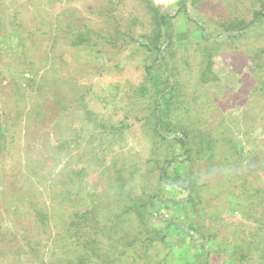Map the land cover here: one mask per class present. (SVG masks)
<instances>
[{
  "label": "rangeland",
  "instance_id": "rangeland-1",
  "mask_svg": "<svg viewBox=\"0 0 264 264\" xmlns=\"http://www.w3.org/2000/svg\"><path fill=\"white\" fill-rule=\"evenodd\" d=\"M16 2L22 21L35 28L41 26L33 33L38 44L29 52L38 67L37 72L46 80L54 81L58 93L65 99L51 93L49 84L42 85L39 91L26 89L20 93L12 84H7L6 79L0 80V124L4 129L0 170H7L6 174L0 173V187L5 189L0 200V230L12 228L11 206L26 210V195L37 202L34 207L46 212L48 223L43 235L49 240L43 252H57L62 243L70 240L64 237L69 209L82 210L95 205L99 217L108 222L116 219L125 206L123 200L117 201L118 185L123 181L130 187V176L147 174L148 186L152 188L159 173V168L152 167L149 161L153 156L149 109L153 100L151 92L140 93L139 85L145 81L146 65L156 66L160 60L153 62L151 52L140 46L139 40H149L156 16L160 19L168 14L167 29L171 36L161 49L165 50L166 69L174 72V75L170 72L169 87L173 81L182 82L180 90L183 89L190 103L189 113L183 118L179 115V119L184 127L192 128L196 123L202 125L204 131L205 126L210 129L215 166L226 157L222 154L224 149L230 146L232 153L231 172L226 173L225 168L215 173L208 184L200 185L196 205L207 215L216 216L205 218L200 213L195 219V228L203 233L214 232L215 246H218L217 238L221 246H228L225 253L214 252L213 257L208 251L206 260L211 264H223L227 255L232 256L228 260L231 264H236L235 260L242 255L246 260V186L264 187V168H249L259 157L264 162V70L253 66L256 62L248 58L246 46H263L264 39L246 38V27L240 35L227 38L225 34L229 32H220L218 25L223 11L213 6L212 0H200L199 12L209 21L208 26L214 28V34H222L219 43H226L220 45L212 59L217 78L212 76L210 81L203 83V79L200 83L197 78L202 77L200 55L192 48L202 37L181 11L185 6L189 14H193L188 1L179 4L176 0ZM244 2L246 5V0L238 3L237 11L243 12L244 19H249L253 13L240 9ZM151 7L158 8L156 16ZM12 13L13 0H0V27H3L1 21L8 27ZM71 22L78 27L85 26L83 30L87 29L91 40L88 42H94L91 49L72 45L62 35L63 27ZM261 26L264 27V22L257 25ZM7 52L1 49L0 57ZM2 71L3 74L9 72L8 67ZM24 76L30 73L16 75L17 87L23 85ZM36 80L40 83L41 77L37 76ZM179 99L183 101L182 94ZM182 137L185 140L184 134ZM161 144H157L156 154L165 152ZM232 148L241 154L233 153ZM167 151L182 153L178 144ZM205 152L207 149L198 153L195 168L200 160L206 159L208 153ZM254 154L256 159L250 161L249 157ZM199 169L203 177L207 175L201 165ZM134 183L132 188H137L135 180ZM166 193L184 195L177 189ZM34 219L36 223L35 212H30L22 216L21 221L31 227ZM186 230L192 232L190 228ZM53 239L59 243L54 244ZM193 248L178 246L161 264H187L188 261L194 264L191 255L202 249ZM150 255L156 257V251L152 250ZM259 255L254 252L250 264H264V258ZM13 259L11 255H0V264H16ZM119 264H144V261L126 260Z\"/></svg>",
  "mask_w": 264,
  "mask_h": 264
},
{
  "label": "trees",
  "instance_id": "trees-1",
  "mask_svg": "<svg viewBox=\"0 0 264 264\" xmlns=\"http://www.w3.org/2000/svg\"><path fill=\"white\" fill-rule=\"evenodd\" d=\"M181 1H188L193 11V14H189V8L181 7L187 22L193 26L194 30L201 33V42L195 44L192 50L197 51L198 53L195 52V54L200 55V75L202 77L197 76V78L200 83L204 79L203 83H205L210 81L212 76L217 78L212 69L214 65L212 59L220 45H223V43L226 45V43H219L218 38L222 34H214V28L208 26L209 21L199 12L200 0H176V3L179 4ZM242 1L244 0H212L214 2L213 6L223 11L222 16L219 17L221 21L218 23L220 32H229L225 36L230 39L232 36L240 35V31L246 27V38L258 36L264 39V27H257L258 24L264 22V0H246L247 4L245 5L246 2H244L240 6L241 10L246 8V12L251 11L253 13V16L249 19H244L243 12L239 13L237 11L239 9L238 3ZM234 6H237L236 9H234ZM151 10L156 16L158 8L151 7ZM12 14L13 17L8 27L1 21L3 27H0V31L3 32L0 36V53L1 49H7L9 52L6 55H1L2 58L0 57V80L1 78L6 79V83L12 84L11 86L16 87V91L20 93H23L26 89L39 91L42 85L44 87L45 84H49L51 93H54V95L57 93L56 95L61 100L65 99V96L58 93L54 81L46 80L44 75L37 72L36 62L29 54L33 47L36 48L38 44V40H35L33 33L41 26L35 28L31 23L22 21L16 0H13ZM168 16V14H163L160 19L156 16L155 27L149 40L143 38L139 40V45L151 52L153 62L160 60L156 66L146 65L145 81L139 85L140 93L147 94L151 92L153 100L152 106L150 104L149 108L152 115L150 129L152 130L153 145L151 150L153 156L149 161H151L152 167L159 168V173L155 177L156 181L153 183L152 188L148 186L147 180L149 178L147 174L138 173L136 177L130 176V187L125 185V181H123L122 184L118 185L117 201L123 200L125 206L122 212L116 215V219L114 218L108 222L99 217L95 205L92 208L82 210L73 211L69 209V214H67L69 217L68 224L64 237L70 238V240L67 243L66 241L62 243L59 251L50 252L49 254L43 252L44 244L49 240L48 236L46 238L43 235L46 232L45 229L48 223L46 212L43 209L34 207L37 202L25 195L26 200H28V202L26 201V210L19 211L15 206H11L12 216L10 222L12 228L7 231L0 230L1 256H14L11 261L16 264H119L126 262V260L136 262V259H141L144 264H161L163 260H168L167 258L171 257L178 246H191L192 248L200 247L202 249L201 251L195 250V254L191 255L194 264H211L210 261L206 260L208 251L212 257L214 252L221 253L222 251L225 253L227 251L228 246H221L219 238H217L218 246H215L216 234L214 232L203 233L204 231L200 228H195V219L200 213L205 218L216 216V214L209 216L203 210L201 211L196 205L197 197L199 196L200 185L203 183L208 184L215 173L221 170L225 171V168L226 173L231 172V147L224 149L222 154H226V157L215 166L213 164V157H216L215 151L214 154L211 153L214 138L210 136V129L205 126L206 131H204L202 125L196 123L192 128L184 127L179 119V115L183 118L189 113L188 104L190 103H188L189 99L184 97L183 89L180 90L182 82L173 81L174 84L172 83V86L169 87V78H172L171 75H174V72H172V69H166L165 50L162 51L161 49L164 42H166V38L171 36V31L167 29ZM0 19L2 20L1 16ZM83 27L85 26L78 27L71 22L70 25L63 27L65 33H62V35L69 39L68 41L72 45L91 49L94 42H92L93 44L88 42L90 38L87 37V29L83 30ZM95 46L97 47V44ZM246 50L249 51L248 58L256 62L254 65L252 62V65H256L258 70L261 68V70H264V44L263 46L248 44ZM4 58L9 63L5 64ZM4 67H8L9 72L3 74L2 68ZM250 70L255 71L254 69ZM24 73H30V76L23 77V85L20 86L19 83L21 87L19 88L17 87L16 75ZM37 76L41 77L40 83L36 80ZM181 94L183 101L179 99ZM176 112L178 113L176 114ZM183 134L185 140L182 137ZM3 135L4 129H1L0 124V145L4 144ZM159 142L163 143L161 145L165 147V152L160 154L157 152L158 154H156ZM173 144H178L182 149V153L177 155L172 151H167L171 149ZM204 149H207L205 153H208V155L203 161L200 160L195 168L197 155L202 153ZM232 149L233 153L238 151ZM238 153L237 155H240L241 151H238ZM249 158L250 161L256 159V155L254 154V157ZM257 160L254 166L251 164L249 168L252 169L255 166L264 168L263 160L260 157ZM165 164L167 168L164 169ZM200 165L201 168L203 167L202 171L208 172L205 175L206 179L200 172ZM1 170L0 173L6 174L7 170ZM148 170L152 171L153 169L149 168ZM134 180L138 184V186L136 185L137 188H132L135 184ZM174 189L184 192V195L177 197L166 193V191L173 192ZM2 191L5 192V189L0 187V200L3 196ZM10 193L13 195L12 189ZM246 194V260L242 255L243 253L239 252L242 257L237 261L235 260L236 264H239V262L240 264L252 263L254 252H258L261 259L264 258V187L258 184L246 186ZM30 212H35L36 218V223L34 219L31 227L23 225L21 221L22 216H27ZM119 223L124 224V226ZM186 228L192 229V232L187 231ZM53 241L54 244L59 243L57 239H53ZM208 242H211V244L209 245ZM229 247L231 248V245ZM152 250L156 251V257L150 255ZM230 251H232V248ZM226 257V260L224 259L222 263L231 264L228 260L232 256L227 255ZM187 264H189V261Z\"/></svg>",
  "mask_w": 264,
  "mask_h": 264
}]
</instances>
